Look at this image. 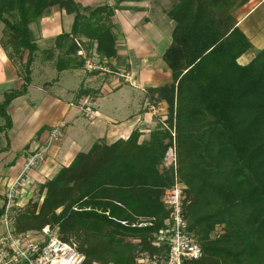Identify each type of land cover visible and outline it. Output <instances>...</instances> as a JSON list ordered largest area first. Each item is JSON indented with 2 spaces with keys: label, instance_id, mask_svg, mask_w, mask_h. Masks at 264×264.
I'll use <instances>...</instances> for the list:
<instances>
[{
  "label": "trees",
  "instance_id": "16d2710c",
  "mask_svg": "<svg viewBox=\"0 0 264 264\" xmlns=\"http://www.w3.org/2000/svg\"><path fill=\"white\" fill-rule=\"evenodd\" d=\"M247 1L177 0L166 12L174 27L160 56L171 81L146 89L148 102L165 104V117L145 138L136 128L112 143L96 141L36 182L16 208L14 231L55 230L75 242L82 264H164L169 246L156 237L171 219L162 195L178 183L183 230L201 248L200 257L182 264H264V47H253L233 15ZM52 8L72 16L69 30L41 50L51 57L58 50V72L83 68L92 49L100 60L116 56L112 17L119 4L0 0V46L22 75L20 87L0 101L5 138V108L27 92L39 49L30 24ZM248 52L251 59L239 64ZM90 91L79 85L74 101ZM169 148L174 166L164 164Z\"/></svg>",
  "mask_w": 264,
  "mask_h": 264
},
{
  "label": "crops",
  "instance_id": "0c3cea01",
  "mask_svg": "<svg viewBox=\"0 0 264 264\" xmlns=\"http://www.w3.org/2000/svg\"><path fill=\"white\" fill-rule=\"evenodd\" d=\"M75 1L82 5L92 6L96 2L98 5L108 3L109 0ZM176 1H109L110 4H119L121 7L115 9L112 17L113 31L117 34L116 56L113 59L100 60L92 49L91 56L85 58L83 68L67 69L75 72V75L79 77V84L74 89L63 90L60 83L61 74L66 70L57 71L55 77L42 83V88L39 87L42 94H39V99H34L31 90L33 87V69L31 68V79L27 92L12 99L5 108L11 119V127L5 131L7 138L4 132L0 131V173L4 171L0 174V207L3 205L2 193L7 183H10L20 173L26 157L40 147L46 149L45 159L28 172L29 177L34 178L36 182H42L44 176L46 178L52 176L59 167L68 165L76 153L86 152L96 141L112 143L118 138H126L136 128L142 132L139 140L146 137V134L154 127L151 128V125H155L152 120L154 112L150 109L160 108L165 114V104L160 103L155 106L147 100L144 101L143 97L138 101L132 97L131 103H136V105L132 111L131 109L128 111V108L124 109L128 98L126 97L122 103L120 95L121 93L125 96L134 94L126 89L127 86H123L124 82H129V86L134 90L141 91L144 87L161 86L171 81L170 70L165 64L162 63L164 65L162 67V64L159 65L158 62L162 52L171 41L174 21L168 17L166 12ZM263 5L264 0H248L233 12L238 27L250 39L255 49L264 47ZM259 9L261 13L256 26L254 22L246 24L253 13ZM50 13L57 16V19L50 16ZM42 19L38 24H30V28L33 29L35 25L38 29V36L35 35L37 45L39 40L48 42V47L41 48V50H46L53 46V40L57 34L62 30H69L72 16L66 14L64 10L52 8L49 13L43 15ZM61 22L65 25L62 26ZM137 26L143 31V35L130 37ZM150 27L153 32L148 40L147 37L150 35H146L144 30ZM1 29L2 23L0 22V36ZM252 38H255V43ZM163 41L164 47L158 48ZM82 51L79 53L82 54ZM58 53V50H55L52 57L43 55L45 59L41 62L47 66L50 64L54 66ZM84 54L83 51L82 56ZM252 56L253 52L245 53L237 59V62L241 65L246 64ZM88 62L94 68L88 69ZM47 66H42L39 72L47 70ZM164 67L165 70H163ZM93 71L96 72L91 73ZM157 74L163 75L157 78ZM154 79L160 83L155 85ZM21 83L22 75H20L18 64L11 61L0 46V85L4 86L0 88V101L4 93L18 89ZM150 83L154 85H149ZM54 84L56 87L53 86ZM79 85H84L83 87L91 90L92 96H89L87 110L82 109L79 99L74 101V90ZM88 112L91 113L90 118L87 115ZM157 118L160 120V116ZM3 123L4 120L0 117V125ZM53 128H57L60 132L57 138H50V131ZM2 230L0 224V233Z\"/></svg>",
  "mask_w": 264,
  "mask_h": 264
},
{
  "label": "built area",
  "instance_id": "2783aa9c",
  "mask_svg": "<svg viewBox=\"0 0 264 264\" xmlns=\"http://www.w3.org/2000/svg\"><path fill=\"white\" fill-rule=\"evenodd\" d=\"M88 69L94 66L88 62ZM87 100L81 102L84 108ZM84 106V107H83ZM87 107L84 108V110ZM60 132L57 128L50 131V138H57ZM46 149L40 147L27 156L21 166L20 173L7 183L3 190L4 211L0 216L3 230L0 233V264H82L84 256L77 250L75 242L70 239L63 241L57 237L55 230L44 228L38 233H16L10 224V214L16 208L24 205L21 198L29 194L25 188L29 184L28 172L39 162L44 161ZM173 148H169L164 158L165 165H175ZM29 186V185H28ZM182 187L175 183L162 195L163 204L170 208L171 226L160 232L156 241L167 242L169 249L164 264H182L185 259H197L201 248L194 238L183 230L185 225L182 215ZM143 262L142 259L138 260ZM97 264V263H95Z\"/></svg>",
  "mask_w": 264,
  "mask_h": 264
},
{
  "label": "rangeland",
  "instance_id": "374dc122",
  "mask_svg": "<svg viewBox=\"0 0 264 264\" xmlns=\"http://www.w3.org/2000/svg\"><path fill=\"white\" fill-rule=\"evenodd\" d=\"M110 2H111V0H109ZM108 1V2H109ZM98 2H96V3H94L92 6H96V5H98L97 4ZM105 3V2H104ZM103 4V3H102ZM101 5V4H100ZM264 6V5H263ZM263 8V7H262ZM53 9H56L57 10V8H53ZM260 13H261V9H259L258 11H256V12H254L253 13V15L248 19V21L246 22V24H251L252 22H254V24H255V26H256V23H257V20L260 18ZM47 14V13H46ZM50 16H53L54 17V19H57V16H54L52 13H50ZM44 19V18H43ZM42 18H40L37 22H35L36 24H38L41 20H43ZM55 23H57V21L56 20H53ZM61 24H62V26L63 25H65V23L64 22H61ZM33 32H34V35H36V36H38V29H37V27H35V25H33ZM137 30V31H136ZM144 32L146 33V35H150V36H148L147 37V39L148 40H150V38L152 37L151 36V34H152V32H153V29L150 27V28H148V29H145L144 30ZM143 31L142 30H140V28L137 26L136 28H135V32L133 33V34H131V36L130 37H137V36H139V37H141L143 34ZM41 39H42V37H40ZM39 38V39H40ZM252 41L255 43V38H252ZM50 42V41H49ZM48 42L47 41H43V42H41L40 40L38 41V51L36 52V57H35V59H34V62H33V64H32V69H33V73H32V77H33V82H32V85H33V87H31L32 89V94H33V98L34 99H39V94H42V93H40V89H39V87H41L42 88V83L45 81V80H49V79H51V78H53V77H55L56 76V74H57V69L54 67V66H52L53 64H50L49 66H47V65H45L44 63H42L41 61H43L44 59H45V57L43 56V53L41 52V48H46V47H48V44H47ZM51 43V42H50ZM164 45H165V43H164V41H163V43L158 47V48H160V49H162L163 47H164ZM157 48V49H158ZM82 54H83V51H82ZM250 54V53H249ZM249 56V55H248ZM51 63V62H50ZM165 64L161 59L159 60V62H158V64L160 65V64ZM161 65L162 67L164 66V65ZM42 66H47L46 67V69L47 70H44V72H42V73H40L39 71H41L42 70ZM163 70H165V67L163 68ZM163 75V74H162ZM161 74H157V78L159 77V78H161V76H162ZM61 76H62V79H61V81H60V83H61V87L63 88V90H65V91H69V90H71L72 88L74 89V87L75 86H78V84H79V77L77 76V75H75V72H73V71H71V70H66L65 72H63V74H61ZM154 82V84L155 85H157L158 83H160V82H156L155 81V79L153 80ZM129 82H124V87L125 86H127V90H129L130 92H133L134 94L131 96V94L130 95H127V96H125V95H123V93H121V95H120V97L122 98V103H124V101L126 100V97L128 98L127 99V102L125 103V108L123 107V104H122V107L124 108V109H127L128 108V111L131 109V111L133 110V108L135 107V105H136V103H131V100H132V97H134L133 99L135 100V101H138V100H140V98H142L143 97V100L144 101H146V100H148L147 99V94H146V89H148L149 87H144L143 88V90H134L133 88H131L130 86H129V84H128ZM153 83H150L149 85H154ZM37 85V86H36ZM53 86H55L56 87V85L54 84ZM84 86V85H83ZM3 88L4 86H1L0 85V88ZM78 88L79 87H76V89L74 90V93H76V91L78 90ZM129 92V93H130ZM143 92V93H142ZM119 93V92H118ZM120 94V93H119ZM38 95V96H37ZM118 96V95H117ZM84 99H86L87 100V103H89V95H81V97L79 98V101H80V103L81 102H84ZM115 104V103H114ZM89 104H86V105H84L85 107H87ZM117 105V104H116ZM83 106V107H84ZM118 106H120L119 105V103H118ZM84 107V108H85ZM84 108H82V109H84ZM137 108V107H136ZM154 109H150L152 112H154V117H153V124H155V125H151V128H152V126H154L152 129H155V126L157 125V123H158V116H160V119H163L164 118V116H165V114L163 113V109H157L156 107H153ZM145 113V112H144ZM91 113H89L88 112V117L89 116H91L90 115ZM143 114V113H142ZM156 114V115H155ZM90 118V117H89ZM83 120H86V119H84V118H82ZM180 122L181 123H183L184 125H186L187 124V121L184 119V118H182V119H180ZM151 129V130H152ZM180 130H181V134H180V136H184L183 134L185 133V130L183 129V128H180ZM42 169V168H41ZM4 172V171H3ZM3 172H1L0 174H3ZM46 176H48V175H46ZM53 176V175H52ZM52 176H48V178H46L45 176H44V179H43V181L42 182H45L46 180H48L49 178H51ZM30 178V177H29ZM29 185V186H28ZM25 188L28 190V192H29V194L28 195H26V197H23V198H21V202L23 203V205L27 202V197L30 195V193L31 192H33L34 190H35V186H36V180L33 178H30L29 179V184H28ZM37 187V186H36ZM36 191V190H35ZM34 191V192H35ZM32 196H34L35 197V194H32L31 195V197ZM1 202V201H0ZM40 202V201H39ZM15 212H16V210H14L13 211V213L11 212V214H10V224L13 226V216H14V214H15ZM2 228H3V226H2ZM93 244V239L92 240H90L89 241V245H92Z\"/></svg>",
  "mask_w": 264,
  "mask_h": 264
}]
</instances>
